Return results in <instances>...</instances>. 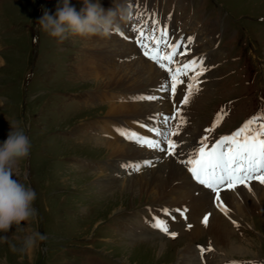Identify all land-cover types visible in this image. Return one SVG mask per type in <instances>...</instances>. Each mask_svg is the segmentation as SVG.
<instances>
[{
  "label": "rangeland",
  "instance_id": "1",
  "mask_svg": "<svg viewBox=\"0 0 264 264\" xmlns=\"http://www.w3.org/2000/svg\"><path fill=\"white\" fill-rule=\"evenodd\" d=\"M89 2L98 3L106 12L124 0ZM135 2H143L145 15L122 25L114 39L70 37L59 43L37 27L44 10L55 14L59 0H0V145L11 130L9 122L19 121L31 142V152L13 178L36 192L33 206L38 214L28 225L21 222L25 231L13 226L7 242L0 240V264H264V211L252 200L247 205L238 200V210L229 208L228 215L239 225L230 235L239 250L229 255L223 242L217 244L205 231L192 237L178 230V226L187 224L179 219V213L173 212L175 220L163 217L162 209L176 208L169 204L175 196L172 191L158 192L155 185L159 177L154 167L148 168L147 184L141 180L143 184L137 182L133 187L126 181L110 186L100 180V176L110 177L113 167L124 171L126 180L141 177L142 171L130 176L117 163L112 165L118 160V150L125 156L133 154L131 159L137 157V161L152 159L156 153L138 148L118 134L116 139L112 128L134 129L150 136L134 122L141 119L153 126L149 118L157 114L155 101H128L133 96L155 95L144 86L148 74L142 72L139 78L134 75L137 65H144L146 58L135 44L132 27L145 20L150 27L153 6L159 13L156 19L160 26L169 28L172 43L197 33L191 55L177 57L181 62L197 56L192 49L201 50L196 42L205 33L199 27L216 32L211 53L206 56L219 71L206 99L193 112L195 116L192 114L195 130L190 127L188 135L186 130L181 131L183 138L191 137L197 147L204 130L212 127L223 110L226 115L222 122L208 134L211 146L264 110V0H127L132 11ZM69 6L79 13L83 0H69ZM181 21L177 35L173 31ZM195 25L198 31L192 29ZM111 40L119 44L113 46ZM198 53L205 57L203 52ZM110 70L114 74L108 76ZM134 82L138 84L134 91L124 93L133 88ZM167 98L171 107L163 113L170 116L173 100L169 94ZM179 101L175 100L177 105ZM120 105L127 107L118 110L115 118L106 117ZM137 106L141 113L147 106L153 111L138 116L130 110ZM105 120H115L107 123L108 131ZM179 138L172 137L180 143ZM139 152L143 155L138 156ZM255 185L264 187L258 182ZM160 215L168 221L169 230L178 233L175 239L149 226L152 217ZM30 231H38L46 240L31 255L13 253L11 245L19 247ZM209 242L213 251L206 252L202 259L197 246L207 248ZM160 248L161 254L157 252Z\"/></svg>",
  "mask_w": 264,
  "mask_h": 264
},
{
  "label": "snow or ice",
  "instance_id": "2",
  "mask_svg": "<svg viewBox=\"0 0 264 264\" xmlns=\"http://www.w3.org/2000/svg\"><path fill=\"white\" fill-rule=\"evenodd\" d=\"M129 7L131 8L132 5H129ZM143 15H145L144 12H138L133 19H139ZM150 15L152 17L151 27L145 20L140 25H134L131 31L135 33V44L142 55L167 73L159 91L168 93L173 100V113L170 116L157 113L150 117L153 126L142 124L139 121L134 122L146 132L151 133L150 136L123 127L114 128L113 130L126 142L138 148L160 152L164 154L165 158L172 157L179 160L181 153L178 152V149L181 144L172 137L179 136L183 128L189 123L184 112L193 98L201 91L202 81L200 77L210 69L205 65V57L185 59L183 62L178 60L177 57H188L190 55V46L194 43L195 37H181L175 43H172L167 25L161 27L160 22L155 19L156 13L153 12ZM121 35L123 34L121 33ZM124 39L129 38L124 36ZM190 73L191 75H189ZM181 85H184L183 89H180ZM178 90L183 91V98L177 105L175 97ZM158 99L160 97L155 95H141L129 97L128 101L145 102ZM225 115L226 113L223 110L217 114L212 127L204 130L205 135L200 138L197 147L190 150L187 158L179 160V162L184 165L198 185L214 194L213 199L216 207L227 217L229 208L224 203L222 192L237 191L241 186L248 192H252L253 181L264 185V110L249 118L232 134L221 136L209 146L208 134L215 131ZM173 121H175V124L172 123ZM159 159L160 157L138 162H126L121 164V167L129 174L138 173L145 168L155 167ZM161 212L163 217H170L172 220L176 219L173 212L179 213L185 220L188 219L185 215L187 209H162ZM210 215L211 213L205 214L201 221L205 227L209 225ZM163 217L153 216L149 226L175 239L178 233L169 230L168 221ZM232 223L234 227L239 228L235 221H232ZM187 227L190 229L192 225L188 224ZM197 247L202 259L206 252L213 251L211 242H209L207 248L199 245ZM231 264H239V262L233 261ZM248 264H252V262H248Z\"/></svg>",
  "mask_w": 264,
  "mask_h": 264
},
{
  "label": "bare ground",
  "instance_id": "3",
  "mask_svg": "<svg viewBox=\"0 0 264 264\" xmlns=\"http://www.w3.org/2000/svg\"><path fill=\"white\" fill-rule=\"evenodd\" d=\"M152 7L150 8V12L156 13V9H154ZM133 9H134L132 11L133 16L134 15L137 16L138 12H144L145 11V5L143 4V2L141 4L138 2H135V6ZM157 16H159L158 11L156 13L155 19L157 18ZM170 21L171 22L174 21V18L172 17L170 19ZM181 24H182V21L178 23L179 26L177 27V29H175L173 31L177 35H179L181 32V28H182ZM150 27H151V24H150ZM169 27H170V25H169ZM198 27H199L198 25H195L194 27H192V29L195 31H198V29H197ZM178 28L180 29L179 31H177ZM199 30L204 31L205 34H204L203 38L199 39L196 42V46L199 49H201L198 52H203L202 55H204L206 57L205 58L206 62L205 61L204 62H205V65L210 69V71L206 72L203 76L200 77V80L202 81V83L200 85L201 91L193 98L192 102L187 106L186 110H188V111L184 112V115L187 117V119L189 121V123L182 130L183 132L185 130L187 131L186 135H188V130H191V131H192V129L195 130L197 124L192 121L193 120L192 114H194L193 112L200 105H202L203 101L206 99V93L210 89V87H212L214 85V82H215L214 77L217 76V73L219 71L218 67H216V68L213 67L214 65L212 63H209L208 59H207V56L211 53L212 44H213V40H214V34L216 32L214 33L212 29L210 30L209 28H206V27H204V28L199 27ZM194 35L196 37L197 33H194L191 36H194ZM114 37H115V35L113 34L111 36V39H114ZM134 39H135V36H134ZM109 43L112 44L113 46H116L117 44H119V42H117L115 45L112 40H111V42L109 41ZM192 51H193V55H197L196 58L199 57L198 55H201L200 53H198L194 49H192ZM133 53H135V54L137 53V51H136V49H134V47H133ZM212 53H214V52H212ZM180 57H182V56H180ZM190 58H192V57H190ZM143 63H144V65H142V66L137 65V69L134 72V75L137 78H139V77H141L140 75H142V72L144 74H148V76L145 77V79H143L144 80V86H146V88L151 89V91L153 93H155V96L160 97V98L161 97L164 98V99L162 98V101L160 99L155 101L156 107H157L156 113L168 112L170 110V107H171V101H168V98H167L168 93H164V92L159 91L160 85L163 82L164 77L166 76L165 72L159 73L156 70V67L154 66V64H152L147 59L145 61H143ZM113 74H114L113 70L108 71V76H111ZM189 75H191V73ZM184 79H187V78H184ZM139 85H141V82H139ZM137 86H138V84H135V82H134L133 88L126 89L125 92H124V90H121L120 92L129 93V91H134V89ZM183 88H184V85H181L180 89H183ZM120 89H123V87H121ZM182 98H183V91L178 90V93L175 97V100L176 99L181 100ZM126 107H127V105H120L118 107L115 106L109 111V115L106 117H109L111 119L115 118V116L119 112L118 110H123V108H126ZM130 110L135 111V113H139L137 115L141 116V115H148V113L153 111V107H150V106L145 107V111L147 113L146 112L141 113L142 110L139 106L132 107V108H130ZM194 116H195V114H194ZM130 117H132V116H130ZM114 121L115 120H105V123H106L105 131H108V129L110 127L107 125V123L114 122ZM138 121L139 122L141 121L142 124H145V122H142L141 119H138ZM191 122H192V124H191ZM161 127H163V126H161ZM190 127L192 129H190ZM112 128L114 129L116 127H112ZM131 130L135 131L134 129H131ZM114 133L116 134L115 138L117 139V133L115 131H114ZM194 133H196V132H194ZM183 137H184V135H183V133H181L180 138H179L181 147L178 149V152L181 153V155L179 156V160L186 159L190 150H192L196 147L195 141L192 142L191 137L188 139H186V137L184 139ZM196 137H197V135H196ZM112 151L114 153V149ZM117 153L119 154L118 160L112 161V165H114V163H117L119 165V167H121V164H124L126 162H138L137 157H134L133 159H131V156H133V154L125 156L124 154H122L123 152H121L120 150H118ZM142 153L143 152H139V153H137V155L142 156L143 155ZM152 153H153V151H152ZM152 157H153L152 159H156L157 157H160L159 162L154 167L157 170V175L159 177V180L157 181V183L155 185V187L158 188V192L162 194V193H168V192L172 191L171 194H173L175 197L172 198L171 202L169 201L170 202L169 204L176 207L174 209H177V208L178 209H187V212L185 213V215L188 218L186 220L187 224H185L186 226H183L186 229H183V227H181V226H178L177 229L183 230L186 233L188 232V234L190 233L189 235H191V236L192 235L198 236L202 232L205 231L212 237V239L215 240V242L217 244H218V241L223 242L222 247L224 249L228 250L229 255H230V253H232L234 251L236 253V251L239 250V247L237 246V243H235L234 240L232 241V239L230 238L232 228L234 227L232 221L235 218L233 216H230V215H228V217H226L224 214H222L221 211L217 212L219 210L216 207L214 199H213L214 194L210 190L205 189L203 186L198 185L197 183H194V182L192 183L190 181V180H193L192 177H190L189 173H188L189 175L187 174V172H188L187 169L184 167L183 164H181L179 162V160L177 158H172V157L165 158L164 154L160 153V152L153 153ZM120 158H123V159L119 160ZM110 160H112V159H110ZM106 165H108L107 162H106ZM155 169H153V171ZM112 171L113 172H111L110 177L100 176V178H101L100 180L104 184H108L111 186V185H115L116 182L126 181L125 182L126 184L133 187L134 184L136 185L137 182L139 183V185L143 184V182L141 180L144 181L145 178L150 175V173H148L150 171V169L145 168L141 172L140 178L133 179V180H126L127 178L124 177L125 174H123L124 171L121 172V170H117L115 167L112 168ZM128 175H130V174L128 173ZM130 178L131 177H129V179ZM144 182H145V184H147L146 181H144ZM256 183H257L256 181L252 182V188H253L252 192H248L246 189H243L242 186L237 191H224V192H222V196L224 198V203L231 210H233V209L238 210V208H241V206H239L237 204L238 200H241L242 204L244 203L245 205H247V203H251L250 200H252V203H255L260 208L261 211H264V187H261L263 190L260 188H257V187H255ZM174 190H178V191H174ZM254 198H256V199H254ZM208 199H210V200H208ZM209 201H210V204L208 203ZM253 201H255V202H253ZM208 213H211V215L209 217V225L207 227H205L201 223V221H202L203 217L205 216V214H208ZM218 213H220V214H218ZM179 219L185 220L181 216L179 217ZM188 224L192 225V227L190 229L187 227ZM175 227H177V226H175ZM178 232H180V231H178ZM187 247L184 248V251L186 250L188 252ZM162 248H160V250H158L157 252L161 254L163 252V250H161Z\"/></svg>",
  "mask_w": 264,
  "mask_h": 264
},
{
  "label": "clouds",
  "instance_id": "4",
  "mask_svg": "<svg viewBox=\"0 0 264 264\" xmlns=\"http://www.w3.org/2000/svg\"><path fill=\"white\" fill-rule=\"evenodd\" d=\"M84 7L79 13L69 6V0H59L54 15L44 10L38 22L39 32H43L59 43L70 37L108 40L133 19L132 9L127 4L115 3L114 8L105 12L98 3L83 0ZM10 131L5 142L0 145V240L7 242V233L14 226L23 232L26 227L21 222L30 224L37 218L34 208L36 192L25 183L13 178L19 164L31 152V142L19 121L9 122ZM46 236L38 231H30L24 236L19 247L11 245V251L21 257L31 255Z\"/></svg>",
  "mask_w": 264,
  "mask_h": 264
}]
</instances>
